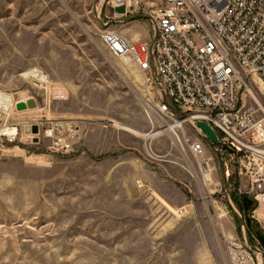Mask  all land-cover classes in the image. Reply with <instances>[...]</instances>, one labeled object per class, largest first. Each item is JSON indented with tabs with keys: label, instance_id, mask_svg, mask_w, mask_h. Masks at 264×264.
I'll use <instances>...</instances> for the list:
<instances>
[{
	"label": "rangeland",
	"instance_id": "rangeland-1",
	"mask_svg": "<svg viewBox=\"0 0 264 264\" xmlns=\"http://www.w3.org/2000/svg\"><path fill=\"white\" fill-rule=\"evenodd\" d=\"M105 9V0H0V89L41 104L22 77L41 70L68 93L48 115L82 125L71 154L50 153L43 135L0 148V264H230L229 239L259 249L264 264V221L244 210L235 160L209 143L212 172L202 175L171 131L147 138L167 125L151 124L144 77L101 36L148 40L153 29ZM103 119L126 130L91 126Z\"/></svg>",
	"mask_w": 264,
	"mask_h": 264
},
{
	"label": "built area",
	"instance_id": "built-area-1",
	"mask_svg": "<svg viewBox=\"0 0 264 264\" xmlns=\"http://www.w3.org/2000/svg\"><path fill=\"white\" fill-rule=\"evenodd\" d=\"M105 1L109 20L124 23L145 17L153 29V37L135 43L117 32L101 36L114 58L132 64L144 77L151 124L161 120L167 125L149 135L171 131L196 160L198 171L208 175L211 159L205 156L210 142L197 123L209 124L220 140V147L211 146L235 160L248 183L253 218L264 221L259 214L264 213V0ZM24 78L42 102L29 93L0 89V148L21 151L26 145H40L43 135L50 153H73L82 125L48 115L52 101H67L66 89L41 70H30ZM30 100L36 102L35 109L17 110ZM31 112L35 117L20 118ZM35 126L38 135L32 134ZM91 126L126 130L109 119ZM225 170L229 176L228 163ZM226 249L230 264H259L262 255L237 239H229Z\"/></svg>",
	"mask_w": 264,
	"mask_h": 264
},
{
	"label": "water",
	"instance_id": "water-1",
	"mask_svg": "<svg viewBox=\"0 0 264 264\" xmlns=\"http://www.w3.org/2000/svg\"><path fill=\"white\" fill-rule=\"evenodd\" d=\"M138 20H146V18L145 17H134L130 19V21H138ZM35 108H36V102L34 100H30L27 104L20 103L17 106V110L20 112L26 111L27 109L33 110ZM197 127L204 133V135L207 137V139L213 146H215L216 148L220 147L219 137L209 124L205 122H198ZM32 134L33 135L39 134L38 127L35 126L32 128ZM222 149L231 155L234 153L233 150L227 147L226 145H222ZM253 205L254 203L250 198L245 197L243 199V207H244L245 212H249L252 209ZM247 223L248 225H250L251 223L250 220H247ZM256 237H257L259 244L264 249V233L262 231H258L256 232Z\"/></svg>",
	"mask_w": 264,
	"mask_h": 264
},
{
	"label": "bare ground",
	"instance_id": "bare-ground-1",
	"mask_svg": "<svg viewBox=\"0 0 264 264\" xmlns=\"http://www.w3.org/2000/svg\"><path fill=\"white\" fill-rule=\"evenodd\" d=\"M28 72H26V73H24L23 75H22V77H25L26 76V74H27ZM113 122H115V121H113ZM115 124H119V123H117V122H115ZM120 125V124H119ZM162 133H158L157 135H148L147 136V138H155V137H158L159 135H163L164 133H166L167 131L166 130H163V131H161Z\"/></svg>",
	"mask_w": 264,
	"mask_h": 264
},
{
	"label": "crops",
	"instance_id": "crops-1",
	"mask_svg": "<svg viewBox=\"0 0 264 264\" xmlns=\"http://www.w3.org/2000/svg\"><path fill=\"white\" fill-rule=\"evenodd\" d=\"M131 23H134V24H136L135 22H131ZM129 41H131V42H138V41H145V40H136V39H134V38H128V37H126Z\"/></svg>",
	"mask_w": 264,
	"mask_h": 264
},
{
	"label": "trees",
	"instance_id": "trees-1",
	"mask_svg": "<svg viewBox=\"0 0 264 264\" xmlns=\"http://www.w3.org/2000/svg\"><path fill=\"white\" fill-rule=\"evenodd\" d=\"M253 209H251L250 211H252ZM251 222V221H250Z\"/></svg>",
	"mask_w": 264,
	"mask_h": 264
},
{
	"label": "flooded vegetation",
	"instance_id": "flooded-vegetation-1",
	"mask_svg": "<svg viewBox=\"0 0 264 264\" xmlns=\"http://www.w3.org/2000/svg\"><path fill=\"white\" fill-rule=\"evenodd\" d=\"M250 225H251V223H250ZM250 225H249V226H250Z\"/></svg>",
	"mask_w": 264,
	"mask_h": 264
}]
</instances>
